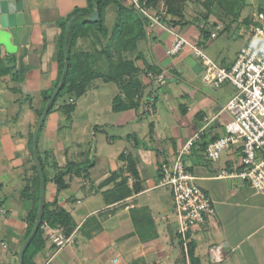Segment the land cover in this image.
I'll return each instance as SVG.
<instances>
[{
    "label": "crops",
    "instance_id": "crops-1",
    "mask_svg": "<svg viewBox=\"0 0 264 264\" xmlns=\"http://www.w3.org/2000/svg\"><path fill=\"white\" fill-rule=\"evenodd\" d=\"M18 6L23 9L21 18L5 19L4 24L2 19ZM87 7L88 0H0V112L6 110L7 114L5 118L0 116V264H19V254L29 233L28 215L36 208L37 161L29 140L44 107L43 95L58 82V65L54 60L61 33L58 24ZM207 23L216 26L220 21L202 22L201 30ZM189 27L190 34L196 33ZM238 34L247 36L249 29L243 28ZM85 42L79 41L77 52L94 51ZM173 42L174 36L159 27L148 29L147 36L138 42L135 57L143 83L139 108L115 113L112 102L111 110L116 115L113 119L117 121L103 116L107 121L97 122V117L107 112L101 106L99 86L94 87L96 95L85 112L87 122L74 132L76 137L85 135L90 139L85 152H79V144L74 143L76 148L71 149L54 137L63 127L61 112L47 118L44 134L39 138L40 158L47 177L43 194L40 184V201H57L73 216L77 227L63 247L58 248L47 239L46 248L36 257L37 264H183L178 215L171 189L161 186V166L163 162L170 163L177 149L201 130V140L185 157L194 183L212 200L205 223L189 235L190 242L196 243V257L201 264H264V195L237 178L220 177L223 171H233L240 163L241 148L231 146L215 162L206 157V145L226 135L232 115L226 105H218L215 99L198 94L174 77L177 65L184 61L180 57L186 52L170 56L167 51ZM23 55L25 76L17 79L14 71L18 69L20 73ZM149 66L165 76L164 86L171 83L170 92L164 94L166 104L161 101V94L154 97L152 85L143 80ZM191 70L198 77L204 72L203 66L198 65ZM11 97L13 105L3 108L1 101L8 102ZM152 103L155 120L147 125L153 134L145 135L143 144L131 143L120 152L123 137H111L108 131L129 124L142 125L141 106ZM222 126L224 133L220 131ZM98 134L106 136L105 144L97 142ZM129 156L134 161L132 168ZM69 163L89 167L80 175L73 171L65 175L58 193L56 177L66 171ZM204 243L209 253L201 249Z\"/></svg>",
    "mask_w": 264,
    "mask_h": 264
},
{
    "label": "trees",
    "instance_id": "trees-1",
    "mask_svg": "<svg viewBox=\"0 0 264 264\" xmlns=\"http://www.w3.org/2000/svg\"><path fill=\"white\" fill-rule=\"evenodd\" d=\"M144 1H146L148 7L156 8L159 12L163 11L170 18L164 19L174 29L177 30L188 25V21H185L187 0ZM212 1L206 0L203 3L205 9L209 8ZM110 7L115 10V21L111 26L107 22ZM96 10L99 13V17L96 22H93L90 20V16ZM210 15L211 12L208 11L200 20L204 23L208 22ZM73 17L75 19L67 34V25ZM58 26L61 33L54 55V60L58 65V82L51 92L44 93V107L39 112V119L34 127V132L30 134L29 140L30 149L33 153L35 130L49 101L52 100L47 109L36 143L34 159L35 161L37 159L38 162L34 165V173L37 177L38 195L35 199L36 208L30 211L27 219L29 233L25 240L26 246L22 254V264H37L36 257L46 248L45 224L50 228L62 227L66 236H71L77 227L73 216L59 206L57 201L53 203L40 201V184L43 181V189H45L47 177L38 154V143L47 118L55 112H61L67 117H71L76 110L74 102L86 93L88 86L95 80L118 85L120 95L114 98L112 106V110L115 113L138 109L143 89V83L140 79L142 70L137 65L138 58H130L129 55L136 53L138 42L147 36V30L151 29V27L149 19L142 16L136 8L127 6L123 0H88L86 9L76 10L66 20L59 22ZM80 40L90 41L94 45V51L77 52L76 48ZM65 52H67V57H65ZM104 63L110 69L109 72L99 71ZM66 66L67 70L65 71ZM149 72L155 76L161 75L159 70L152 66H149L144 74L146 75ZM14 76L17 79H23L25 75H20L19 70L16 69ZM61 80L62 83L60 85ZM128 161L132 168L134 161L130 156ZM88 167L89 164L77 166L69 163L66 171L56 177L58 193H60L64 185L65 175L72 173L71 171L80 175ZM189 235L190 233L188 234L187 252H185V248L183 250L184 261L186 264L187 261L188 264H201L195 253L196 243L190 242ZM180 241L183 244L181 237Z\"/></svg>",
    "mask_w": 264,
    "mask_h": 264
},
{
    "label": "built area",
    "instance_id": "built-area-1",
    "mask_svg": "<svg viewBox=\"0 0 264 264\" xmlns=\"http://www.w3.org/2000/svg\"><path fill=\"white\" fill-rule=\"evenodd\" d=\"M127 6H133L150 21V27H161L174 36V42L167 51L170 56H176L184 47H190L197 58L204 63L203 81L210 86L219 87L229 82L236 90L225 109L232 115L226 125V135L206 147L208 161L221 159L222 154L231 146L241 148L240 163L233 171H223L221 178H237L248 184L256 193L264 195V14H258L259 23L252 26L249 41L244 45L231 69L219 67L203 50L193 45L188 39L171 26H164L166 14L156 8L147 6L144 0H123ZM168 18V17H167ZM223 29V24L216 26V32ZM211 34L212 38L217 33ZM156 84L165 80L163 74L155 76L147 73ZM203 130L195 133L181 145L170 163L163 162L161 166V186L172 191L175 210L178 215V235L183 241L187 252L188 234L205 223L207 215L212 210V200L208 194L194 183V177L185 166V157L192 152L197 142L201 140ZM46 238L58 248L65 246L71 240L64 229L50 228L44 225ZM214 253V250L212 251Z\"/></svg>",
    "mask_w": 264,
    "mask_h": 264
},
{
    "label": "rangeland",
    "instance_id": "rangeland-1",
    "mask_svg": "<svg viewBox=\"0 0 264 264\" xmlns=\"http://www.w3.org/2000/svg\"><path fill=\"white\" fill-rule=\"evenodd\" d=\"M205 1L206 0H201V2H199V0H187V5L185 8V21H188V25L179 28L178 32L186 39H188L193 45L199 46L203 50L205 55L208 58H210L215 64H217L219 67L225 69H231L232 65L236 61L237 54L239 53L241 48L244 45H246V43L249 41L250 38L249 34L247 36H241L238 33L243 28L249 29L250 32L252 26L259 23L257 16L260 13L264 14V0H213L208 9H205V7L203 6V3ZM114 11H115L114 8L110 7L107 16V22L109 26H111L115 21ZM208 11L211 12L209 21L212 22V20L214 21L216 20V21H220V23L223 24V29L221 31L216 32V26H214L211 23H207L204 30H201L200 28L202 25L201 18L205 13H208ZM218 17L220 18V20ZM166 18L167 16H165V19ZM165 19L163 20V25L171 26V24ZM260 23L264 25V20ZM189 26H191V29L194 28L195 29L194 32L196 33L190 34ZM213 32L217 33V36L215 38L211 37V33ZM84 45H87L86 47L91 46V48L92 46H94L90 41L85 42ZM183 50L186 53H184V55L181 56L180 58L184 59V61L183 64L177 65L176 73H174V77L176 76V78H178L179 80V83L184 84L185 87L186 86L192 87L196 92H198V94L206 95L209 98L215 99L218 105H227L231 97L234 96L236 93L235 88L229 82H226L219 87L207 85L202 79L204 72L202 73L201 77L200 76L198 77L191 70L196 65L203 66V68H205L202 59L197 58L194 55L193 50L188 46L184 47ZM136 53H133V55L132 54L129 55V57L134 58L136 56ZM185 55L187 56L185 57ZM109 70L110 69H108V66L105 63L102 64L99 69V71L102 72L103 71L109 72ZM182 70H184V73L181 74ZM143 80H145L146 84L152 85L153 91L155 92L154 97L157 93L162 95L161 101H164L163 102L164 104L166 102L164 94L170 92L171 83L168 86H164V83L156 84L154 79L149 78L147 74L146 75L144 74ZM92 83L93 84L95 83L93 87L90 85L91 86L90 90L84 95L82 99L80 98L79 101H77L78 110H76V112L71 117H67L65 114H60L61 120L63 122V127L61 131L58 132V135H54V137L62 139L63 142L67 143V145L71 147V149L76 148V146L73 145L74 143L79 144L80 145L78 147L79 152H85L87 147H89L91 143L90 139L86 138L85 135L83 137L80 136L76 137L75 133L76 131L81 130V126L85 122H87L85 112L88 108V105L90 104L89 103L90 100L94 98L96 95V90L94 88L95 86H99L100 88L99 90L100 93L98 94L100 95L101 106L104 109L106 108V112H107L106 115L105 113L104 114L102 113L103 115L97 117V122L100 121L102 123V121H107L103 116L105 117L107 116L109 120L117 121V118L116 120L113 119L116 115L112 112L110 105H112L113 99L116 96L120 95V90L118 85L116 83H104L101 80H95ZM30 100L31 98L26 102V104H28ZM1 103H2L1 106L5 108L9 105L12 106L14 100L11 97V99H9L8 102L2 100ZM152 105L153 103L145 104L141 106L142 107L141 111L144 113L142 125L132 126V124H129L124 126L123 129L119 130L115 128L114 130L112 129L108 131L111 137L112 136L123 137V139H121V143L119 144V147L121 148L120 152L123 151V148H129V144L131 143L139 142L143 144L145 142V140H143L144 136L147 134L150 135V133L153 134V129L151 127H148L147 125L148 123L153 122L155 120L154 119L155 110H154V105L153 106ZM163 112L164 111H162L161 114H163ZM0 113H1L0 114L1 118H5L7 115L6 110ZM92 118L94 119V117L91 115V120ZM72 125H74V127ZM202 127H204V123L201 125V128ZM224 130L225 127L222 126L220 131L224 133ZM43 134H44V130H42L40 134L41 138ZM128 135H131V140H130L131 142L128 139ZM224 136L225 134L221 137L223 138ZM105 137L106 136H103V134H98L96 137L97 142L101 145L105 144ZM39 147H41L40 149L41 152L39 151L38 153L40 156V153H42V145L40 144ZM75 151L76 149L74 150V152ZM201 247H202L201 249L208 248L205 243L202 244ZM205 251L209 253V250L205 249ZM205 259H208L206 255H205ZM179 264L182 263L180 262ZM183 264H186V262L183 261Z\"/></svg>",
    "mask_w": 264,
    "mask_h": 264
},
{
    "label": "water",
    "instance_id": "water-1",
    "mask_svg": "<svg viewBox=\"0 0 264 264\" xmlns=\"http://www.w3.org/2000/svg\"><path fill=\"white\" fill-rule=\"evenodd\" d=\"M11 13H12V14H11L10 16H8V17H4V18L2 19L4 24H5V22L8 21V18H9V20H13V21H16L17 19H19V17L21 18V13L23 14V9L19 8V6H18L17 8L13 9V11H11ZM22 17L24 18V20H26V16L22 15ZM98 17H99V13H98V11L96 10L95 13H94L93 15L90 16V20L93 21V22H96V21L98 20ZM5 19H7V21H5ZM15 19H16V20H15ZM71 25H72V20H70V22H69L68 25H67V28H66L67 34H68L69 31H70V27H71ZM26 38H27V36H26ZM24 56H25V55H23V56L20 57V74H21V75H22V74L24 73V71H25L24 63H23ZM65 57H67V52H65ZM66 70H67V66H66V68H65V71H66ZM61 83H62V80H61V82H60V85H61ZM60 85H59V86H60ZM51 101H52V100L49 101V103H48V105H47V108H46V110L44 111V113H43V115H42V117H41V119H40V121H39V123H38V126H37V128H36V131H35V133H34V143H35V144H34V152L36 151V143H37L38 134H39V131H40V129H41L42 123H43V121H44V119H45V117H46L47 109H48V107H49ZM36 161H37V159H36ZM37 162H38V161H37ZM40 174H41V171H40ZM41 193L43 194V181H42V191H41ZM25 246H26V244L23 246V248H22L21 251H20V254H19V264H22V254H23V251H24Z\"/></svg>",
    "mask_w": 264,
    "mask_h": 264
}]
</instances>
